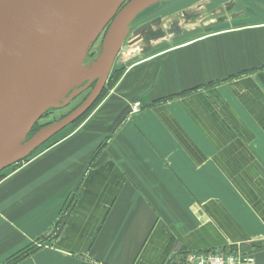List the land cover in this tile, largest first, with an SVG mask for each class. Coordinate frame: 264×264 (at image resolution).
Masks as SVG:
<instances>
[{"label": "crops", "instance_id": "crops-1", "mask_svg": "<svg viewBox=\"0 0 264 264\" xmlns=\"http://www.w3.org/2000/svg\"><path fill=\"white\" fill-rule=\"evenodd\" d=\"M190 1L123 43L134 61L90 115L0 180V264L246 247L264 264V15Z\"/></svg>", "mask_w": 264, "mask_h": 264}, {"label": "water", "instance_id": "water-1", "mask_svg": "<svg viewBox=\"0 0 264 264\" xmlns=\"http://www.w3.org/2000/svg\"><path fill=\"white\" fill-rule=\"evenodd\" d=\"M122 1L0 0V169L25 158L96 102L130 23L139 12L164 0H131L119 10ZM108 22L99 58L85 72L84 84L61 105L95 82L86 100L20 148L8 151L12 140L28 134L51 101H56L70 62ZM140 39L135 37L131 44Z\"/></svg>", "mask_w": 264, "mask_h": 264}, {"label": "rangeland", "instance_id": "rangeland-1", "mask_svg": "<svg viewBox=\"0 0 264 264\" xmlns=\"http://www.w3.org/2000/svg\"><path fill=\"white\" fill-rule=\"evenodd\" d=\"M129 1H131V0H123L120 7H119V10H121ZM176 1L177 0H164V1H161L158 3H155V4L147 7L146 9L142 10L141 12H139L136 15V17L134 18V20L130 23L128 29L126 30L124 39L126 38L127 41L131 40L132 35L135 34L137 30L140 33H147V31H149L150 28L153 29L155 26V22H157L156 18L158 17V16L157 17H155V16L157 14L163 15L164 11L168 12V11H171L172 9L176 8L178 6V2L180 0L177 2ZM191 3L194 5H197L200 3L205 4L206 8L210 7L208 12L206 11V15H210V14L212 16L220 15V19H222L224 17L231 16L232 14L236 13L235 5H237V4L244 5L245 8L248 7L249 9L258 11L259 12L258 15H264V0H191L190 2H187V3L183 2V4H180V6L188 7V5H190ZM217 9L220 12L215 14ZM180 11H182V10H180ZM232 12H234V13H232ZM243 12H245V9ZM110 23L111 22H108V24L106 23L107 25L105 24L106 26L105 25H104V27L102 26V28H100V30H99L97 36L94 38V40H92L88 45H86V47L84 48V51L82 52V55H80L81 56L80 61H79L80 65L78 64V68H76V71H78V72L75 71L74 75L72 74L73 77L69 81V84L66 86V88L64 87L58 92V94L56 96V101H55V98H54V102H53V100L51 101L52 103H50L47 106V108L45 109L43 114L36 120V123L33 124L30 133H28V134L21 133V134L17 135L16 138H14V140H12V142L8 146L9 151L12 150V146L16 142H17L16 143L17 146H15V148L16 147L20 148L21 145H23L33 135L36 134V132H35L36 130L39 131V129H41V128L47 127L49 125H52V124L60 121L65 116H67L69 113H71L74 107L79 106L80 104H82L86 100V98L89 96L91 90L93 89L95 82L92 83L91 86L88 89H86L84 92L75 96L69 103L61 105L64 102H66L67 98L69 97V95L74 90H76L77 88L81 87L84 84V82H82V81H84L85 72L89 69L91 64L99 58V56L101 54L104 37H105V34L109 28ZM186 24H187V22H183L182 25L185 26ZM133 61H134L133 59H131L129 61L128 60L123 61L122 57L119 54H117L116 59L113 63L111 72H110L108 79L106 81V84H108V87L106 88V86H104L102 92L100 93L101 99L98 101V99L100 97L99 96L98 99L96 100V102L90 107L92 109L90 110V108H89L86 111V112H88L90 110L89 113L87 115H85V113H86L85 112L77 120L68 124L62 130L58 131L57 133L53 134L46 142H43L42 144L37 146L35 149H33L25 158L18 160V161H15V162L11 163L10 165H6L3 168H1L0 169V180L6 174L15 170L21 164H23L24 159L27 158V160H28L30 157L35 156L37 151L44 148L45 145H49L51 142H54L57 139H59L60 137H62L65 133L75 129L76 127H78L79 124H81L83 122V120L86 119L85 117L90 115V113L95 109L96 105L99 104L104 99V97L109 93L110 90L113 89V87L117 83L118 80L117 81L114 80L113 73L121 71L123 74L124 68L129 66L131 64V62H133ZM122 74H120V76ZM132 108H133V105H132ZM13 142H14V144H13ZM19 148H17V149H19ZM245 250H248V247H246ZM252 253H253V251H252Z\"/></svg>", "mask_w": 264, "mask_h": 264}, {"label": "built area", "instance_id": "built-area-1", "mask_svg": "<svg viewBox=\"0 0 264 264\" xmlns=\"http://www.w3.org/2000/svg\"><path fill=\"white\" fill-rule=\"evenodd\" d=\"M131 41L124 42V44L128 45ZM129 46L124 47L122 45L119 55L126 56ZM131 59L133 58L127 57V60ZM141 107L142 103L137 101L133 104L132 109L137 110ZM183 264H257V261L253 253L235 249L231 251L189 252L185 255Z\"/></svg>", "mask_w": 264, "mask_h": 264}, {"label": "bare ground", "instance_id": "bare-ground-1", "mask_svg": "<svg viewBox=\"0 0 264 264\" xmlns=\"http://www.w3.org/2000/svg\"><path fill=\"white\" fill-rule=\"evenodd\" d=\"M84 51V49H81L74 57V59H72V61L70 62L67 70H66V73L63 77V80H62V84H61V87H65L69 84V81L71 80V78L73 77L72 74L74 75L75 71H76V68H78V64H79V61H80V55H82V52ZM80 65V64H79ZM79 70V69H78ZM78 72V71H76ZM84 73V72H83ZM81 75V74H80ZM47 141V140H46ZM17 143V142H16ZM16 143L14 144L13 142V146H12V149L15 148ZM9 151V150H8ZM2 159V158H0Z\"/></svg>", "mask_w": 264, "mask_h": 264}, {"label": "trees", "instance_id": "trees-1", "mask_svg": "<svg viewBox=\"0 0 264 264\" xmlns=\"http://www.w3.org/2000/svg\"><path fill=\"white\" fill-rule=\"evenodd\" d=\"M120 74H122L121 71H120V72H116V73L114 72V73H113V75H114V80H115V81H117V80L119 79ZM112 78H113V77H112ZM114 80H113V81H114ZM107 87H108V84L106 85V88H107ZM100 99H101V96L99 97L98 101H99ZM94 106H95V105H94ZM77 107H78V106H77ZM77 107H74L73 110H75ZM91 109H92V108H90V110H91ZM73 110H72V111H73ZM90 110H89V111H90ZM89 111L86 112L85 115H87V114L89 113ZM35 123H36V122H35ZM41 129H42V128H41ZM39 130H40V129H39ZM37 131H38V130H36L35 132H37ZM29 133H30V132H29ZM30 158H31V157H30ZM30 158H29V159H30ZM29 159H28V160H29ZM28 160H27V158H26V159H24L23 161H24V162H27ZM260 245H261V244H259V246H260ZM244 251H247V252H251V253H252V251H250V248H249V250H245V249H244Z\"/></svg>", "mask_w": 264, "mask_h": 264}, {"label": "flooded vegetation", "instance_id": "flooded-vegetation-1", "mask_svg": "<svg viewBox=\"0 0 264 264\" xmlns=\"http://www.w3.org/2000/svg\"><path fill=\"white\" fill-rule=\"evenodd\" d=\"M126 41H127V40L125 39V42H126ZM125 44H126V43H125ZM106 85H107V84H106ZM106 85H105V86H106Z\"/></svg>", "mask_w": 264, "mask_h": 264}]
</instances>
